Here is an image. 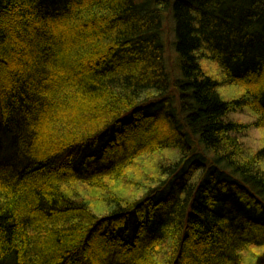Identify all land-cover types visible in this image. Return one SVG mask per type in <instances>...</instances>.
Here are the masks:
<instances>
[{
	"label": "trees",
	"instance_id": "16d2710c",
	"mask_svg": "<svg viewBox=\"0 0 264 264\" xmlns=\"http://www.w3.org/2000/svg\"><path fill=\"white\" fill-rule=\"evenodd\" d=\"M253 131L264 0H0V264H264Z\"/></svg>",
	"mask_w": 264,
	"mask_h": 264
},
{
	"label": "rangeland",
	"instance_id": "374dc122",
	"mask_svg": "<svg viewBox=\"0 0 264 264\" xmlns=\"http://www.w3.org/2000/svg\"><path fill=\"white\" fill-rule=\"evenodd\" d=\"M172 29H171V26H170V24L168 23L167 25H165V31H167L166 33H167V37H168V39L170 40L171 39V37H172V31H171ZM171 56V55H170ZM173 56H175V55H173ZM174 59H173V57L171 58V61H173ZM176 65V64H175ZM175 65H173V67L175 66ZM172 66V65H171ZM177 68V67H176ZM244 119H247V118H244ZM252 135L255 137L254 139H258L259 141H262V140H264V132H260V131H253V133H252ZM252 135H251V138H252ZM165 136L171 141L172 140V138L170 137V135L167 133V134H165ZM253 139V141L252 142H254V141H257V140H254ZM252 142H248L250 145H252V148L254 149V146L255 145H253L252 144Z\"/></svg>",
	"mask_w": 264,
	"mask_h": 264
}]
</instances>
